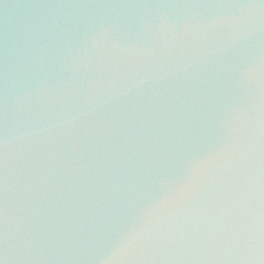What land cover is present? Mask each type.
Masks as SVG:
<instances>
[{"label": "water", "instance_id": "water-1", "mask_svg": "<svg viewBox=\"0 0 264 264\" xmlns=\"http://www.w3.org/2000/svg\"><path fill=\"white\" fill-rule=\"evenodd\" d=\"M0 264H264V0H0Z\"/></svg>", "mask_w": 264, "mask_h": 264}]
</instances>
